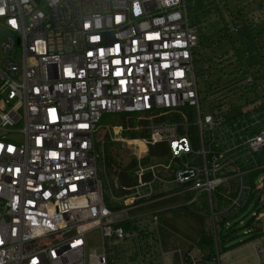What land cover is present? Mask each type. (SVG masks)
Returning <instances> with one entry per match:
<instances>
[{
	"label": "built area",
	"instance_id": "built-area-1",
	"mask_svg": "<svg viewBox=\"0 0 264 264\" xmlns=\"http://www.w3.org/2000/svg\"><path fill=\"white\" fill-rule=\"evenodd\" d=\"M0 21V264H200L195 244L165 248V210L134 209L205 194L214 224L220 185L222 214L264 190V59L229 46L196 70L186 0H0ZM111 113H137L146 136L105 129L135 160L134 183L106 176L107 204L98 124ZM155 143L166 157L143 164ZM94 228L101 245L86 252Z\"/></svg>",
	"mask_w": 264,
	"mask_h": 264
},
{
	"label": "rangeland",
	"instance_id": "rangeland-1",
	"mask_svg": "<svg viewBox=\"0 0 264 264\" xmlns=\"http://www.w3.org/2000/svg\"><path fill=\"white\" fill-rule=\"evenodd\" d=\"M192 1L194 3L192 4ZM262 0H186L187 14L189 20L197 25V34L199 35V52L198 48L194 53L195 69L198 70L202 65L201 61H209L211 57L221 54V52L230 49L229 46H233L245 63H251L264 59V20L262 16L257 15V10L260 9ZM242 18H247L251 34L257 35L256 43L247 37L246 30L244 28V22ZM257 22V23H256ZM257 25V26H256ZM238 31V32H237ZM241 34V37L240 35ZM9 35L8 30L0 21V44L4 42ZM247 54V55H246ZM200 84L203 86V82ZM137 115V114H136ZM106 116V117H105ZM102 119L105 120L109 115H105ZM18 126V125H16ZM113 126H119L113 123H107L103 127L99 128V136L109 137L106 133V128ZM141 130H137L140 133ZM120 136L129 137L130 132L121 131ZM113 140V139H110ZM116 142L115 140H113ZM120 143V142H118ZM122 150H127L120 143ZM128 151V150H127ZM162 161V159H160ZM158 161V160H157ZM159 162V161H158ZM196 165H200L201 161L196 159ZM131 173V172H130ZM99 177L102 179L104 185V194L106 197V203L108 204L107 196L108 191L105 189L106 176L109 178L107 172L99 165L98 169ZM264 176V171L258 173L254 177V184H257V180ZM251 179V178H250ZM109 181L112 182L109 178ZM117 181V180H114ZM264 184V180H263ZM237 184L232 185V182L228 183L229 193H234V189ZM226 187V184L220 185L217 190L221 191ZM173 189L172 186H168V190ZM213 202H216V194H212ZM260 199V200H259ZM183 196L179 194H172L167 196L159 202L151 203L149 206H142L138 209H134V212L144 213L156 210H165L161 214L163 232L162 237L164 239V246L174 248H188L190 244H196L199 238V231L196 222L178 207L184 203ZM168 209H170L168 211ZM256 215L259 219H252L253 215ZM249 220L254 224H260L263 233L257 238L241 242L235 246H231L226 250L219 248L221 254H218L215 248V254L208 258L207 249H203V259L199 261L200 264H264V190L261 192H254L249 206L242 213L238 214L235 218L234 235L235 238L228 241L226 246L233 242L243 240L244 230L252 228L250 225H245ZM242 221V223H240ZM230 230V229H229ZM86 252L98 249L101 245L100 232L98 228H94L86 232ZM258 251V252H257ZM177 264V261L174 262Z\"/></svg>",
	"mask_w": 264,
	"mask_h": 264
},
{
	"label": "trees",
	"instance_id": "trees-1",
	"mask_svg": "<svg viewBox=\"0 0 264 264\" xmlns=\"http://www.w3.org/2000/svg\"><path fill=\"white\" fill-rule=\"evenodd\" d=\"M243 22L247 37H250L253 43H256L257 35L251 34V30L247 21ZM239 35L241 37V34ZM136 114L137 113L105 114L109 115V117L102 121L103 117L105 116L103 115L99 121L98 128H101L105 124L111 122L113 124L122 126L124 128L123 132H130V138L145 137L146 131L144 129L141 130L140 133H137V130L133 129L137 125L144 124V121L138 119ZM119 145L120 143L110 140V138L105 135L104 151L106 172L108 173L109 178L111 180L116 179L118 186L121 187L134 183L132 170L135 167V160L127 150H122ZM167 153V146L165 143L150 144L148 145L147 155L142 160V162L143 164H148L150 162L161 161L160 159L163 160V158L166 157ZM251 179H253V176H251ZM116 193H119V191H116ZM213 193L216 194L215 204L212 198ZM213 193L211 194V202L214 212V224L212 223L209 203L206 199L205 194H200L198 200H196L195 202L178 207L185 213H188L189 216L196 222L199 231V238L195 245L198 246L201 250H203L204 248L207 249L208 251L206 253L208 258L212 257L215 254V248L217 253L221 254L222 252H220L219 248L221 249V251L226 250L227 248L240 244L241 242L253 240L263 233L260 224H254L253 226V223L251 222V220H249L245 225H250L252 226V228H247L244 230L243 234L246 235V237L243 240L233 242L230 245L226 246V243L228 241L235 238V235L233 234V227L236 222V216L246 210L252 198L254 197V192H251L248 195L247 200L242 208L233 214L221 213L224 212V210L229 205L230 199L226 195L222 194L219 189H216ZM191 196L192 194L189 192L183 194L185 200L190 199ZM169 210L170 209H168V211ZM252 219H254V217H252Z\"/></svg>",
	"mask_w": 264,
	"mask_h": 264
},
{
	"label": "snow or ice",
	"instance_id": "snow-or-ice-1",
	"mask_svg": "<svg viewBox=\"0 0 264 264\" xmlns=\"http://www.w3.org/2000/svg\"><path fill=\"white\" fill-rule=\"evenodd\" d=\"M12 23H15L14 21Z\"/></svg>",
	"mask_w": 264,
	"mask_h": 264
}]
</instances>
